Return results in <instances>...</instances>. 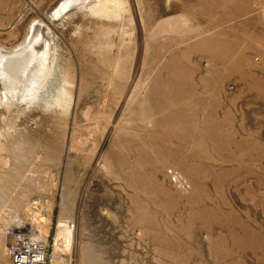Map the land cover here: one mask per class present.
Masks as SVG:
<instances>
[{"label":"rangeland","instance_id":"obj_1","mask_svg":"<svg viewBox=\"0 0 264 264\" xmlns=\"http://www.w3.org/2000/svg\"><path fill=\"white\" fill-rule=\"evenodd\" d=\"M58 1L0 0V52L45 36L0 88V264L64 222L50 264H264V0Z\"/></svg>","mask_w":264,"mask_h":264},{"label":"bare ground","instance_id":"obj_2","mask_svg":"<svg viewBox=\"0 0 264 264\" xmlns=\"http://www.w3.org/2000/svg\"><path fill=\"white\" fill-rule=\"evenodd\" d=\"M87 1L88 0H61L59 3L56 2L55 4L57 7L54 8L55 7L54 4V6L52 7L53 9L52 13L49 14L50 20L57 19L59 16L62 15L61 13H65L71 9L81 10L85 5V2ZM34 25L35 27L32 31L31 37L26 42V45L22 46L20 50H17V52L14 53L0 52V88L1 91L4 92L7 100L17 99V97L24 88L25 82L28 78L27 74L29 73V71H31L30 69L32 68L34 69V73H35L37 62H39L38 53L41 50V46H43V40L45 36L41 32L43 30V28L41 27L42 25L41 24L40 25L34 24ZM63 102H64V91L60 90L56 96V99H53V103L59 108H62L64 106ZM7 103L8 102H4V106L7 105ZM29 231H31V237L34 239H38L41 241V240H45L46 238L45 232L42 230V225H37V226L34 225V227L31 228ZM72 238H73V230L71 229L70 224L65 222L62 223V225L58 224L56 228V234L53 237L54 244L52 245V250L55 248L57 249L71 248ZM52 257L55 258V255H53ZM50 258L51 257H49V259Z\"/></svg>","mask_w":264,"mask_h":264},{"label":"built area","instance_id":"obj_3","mask_svg":"<svg viewBox=\"0 0 264 264\" xmlns=\"http://www.w3.org/2000/svg\"><path fill=\"white\" fill-rule=\"evenodd\" d=\"M6 237L4 251L9 264H50L49 257L54 240L49 242L46 237L40 241L32 238L31 233L20 230H9Z\"/></svg>","mask_w":264,"mask_h":264}]
</instances>
